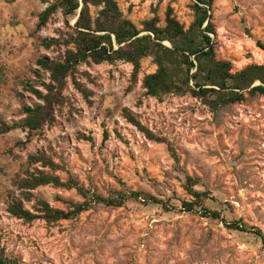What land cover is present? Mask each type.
Listing matches in <instances>:
<instances>
[{
    "label": "rangeland",
    "instance_id": "rangeland-1",
    "mask_svg": "<svg viewBox=\"0 0 264 264\" xmlns=\"http://www.w3.org/2000/svg\"><path fill=\"white\" fill-rule=\"evenodd\" d=\"M118 2L140 28L156 7L164 25L170 4L187 28L194 19L193 0ZM44 9L40 0H0V120L9 124L25 116L24 105L38 102L20 79L40 86L32 72L37 60L58 54L41 42L56 36L63 19L57 16L38 30ZM213 21L219 58L231 61L235 71L264 64L259 45H264V0H215ZM142 67L135 82L129 63L83 65L79 81L91 95L69 80L54 125L30 138L22 129L0 134V243L23 264H264L261 239L228 225L239 220L264 233V95H247L246 101L213 112L190 94L149 96L142 80L157 66L149 57ZM124 109L167 138L180 162L167 144L129 123ZM38 150L105 197L144 191L168 207L130 199L122 207L101 205L58 224L12 217L6 211L12 178ZM185 173L201 179L196 188L210 192L205 207L221 211L227 223L204 217L200 209L184 211L182 202L193 200L184 188ZM36 194L63 209L67 205L57 196L82 200L74 190L53 186Z\"/></svg>",
    "mask_w": 264,
    "mask_h": 264
},
{
    "label": "trees",
    "instance_id": "trees-1",
    "mask_svg": "<svg viewBox=\"0 0 264 264\" xmlns=\"http://www.w3.org/2000/svg\"><path fill=\"white\" fill-rule=\"evenodd\" d=\"M40 1L45 9L38 15V30L45 28L57 16H62L63 26L57 28L56 36L46 37L41 42L46 49H54L58 54L54 57L44 55L37 60L38 68L32 72L35 80L40 81V86L36 87L30 80L20 79V83L38 102L24 105L25 116L13 124L0 120V134L22 129L30 138L46 126L54 125L57 109L65 105L64 93L69 80L79 92L85 96L91 95L79 81L78 74L83 65L129 63L133 67L132 77L136 82L142 72L143 60L151 57L157 68L142 80L149 96L162 99L170 94H190L213 112L242 103L246 101L247 95H264V64L252 63L235 71L231 61L218 57L213 37L217 35L213 21L215 0H193L191 8L194 19L188 28L178 19L171 4L165 11L164 25L156 7L154 16L144 20L140 28L125 14L118 0ZM259 45L264 49L263 44ZM123 115L148 139L167 144L175 161L180 162L167 138L157 136L129 109H124ZM61 172L68 174V178L63 179L59 174ZM185 178L184 188L193 200L182 202L184 211L200 209L204 217L221 219L227 223L221 211L205 207L210 192L196 188L201 185V179L188 173H185ZM43 186L74 190L82 200L57 196L56 199L66 204L67 209L55 207L36 194ZM12 187L13 190L7 195L6 211L12 217L28 223L42 220L48 224H58L101 205L122 207L130 199L168 207L167 202L144 191L118 192L105 197L84 186L66 165L58 162L46 150L29 154L22 169L12 178ZM228 225L234 230L253 233L261 239L264 247L261 229L248 228L239 220H232ZM0 264L23 263L10 257L5 246L0 243Z\"/></svg>",
    "mask_w": 264,
    "mask_h": 264
},
{
    "label": "water",
    "instance_id": "water-1",
    "mask_svg": "<svg viewBox=\"0 0 264 264\" xmlns=\"http://www.w3.org/2000/svg\"><path fill=\"white\" fill-rule=\"evenodd\" d=\"M76 22V20L74 21V23ZM147 32H144V34H146Z\"/></svg>",
    "mask_w": 264,
    "mask_h": 264
}]
</instances>
